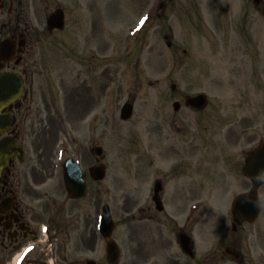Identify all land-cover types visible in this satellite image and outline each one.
Returning a JSON list of instances; mask_svg holds the SVG:
<instances>
[{
    "label": "rangeland",
    "instance_id": "obj_1",
    "mask_svg": "<svg viewBox=\"0 0 264 264\" xmlns=\"http://www.w3.org/2000/svg\"><path fill=\"white\" fill-rule=\"evenodd\" d=\"M160 1L126 0V4L119 5L118 0H111L106 6L103 0L96 8L95 26L83 23L76 38L81 57H94L96 78L91 79L90 89L82 91V103L89 106V113L74 137L85 148L94 141L99 144L104 156L101 162L106 166V177L96 186L98 192L91 185L80 203L85 204L89 195L96 193L106 200L104 189L109 188L112 237L120 249L118 264H173L170 260L176 256L183 264H201L207 255L209 264H238L223 254V241H216L219 234L234 233L230 204L236 195L250 188L241 168L250 150L264 141V9L254 12L246 8L245 16L243 0H170L159 9ZM65 61L68 65L63 81L59 69L51 76L56 85L63 83L59 89H64L72 117L73 105L80 97V88L74 87L78 66L72 60ZM172 83L175 90L170 89ZM200 93L207 100L203 109L184 104L187 96ZM107 100L110 115L107 123L100 125ZM125 101L133 102L127 121L119 117ZM173 101L180 102L178 111L173 110ZM54 124L52 134L44 138V148L48 152L53 148L50 156L55 167L46 185L58 204L63 198L57 166L62 134L56 136L59 124ZM187 136L191 145L184 142ZM171 146L175 152L184 146L183 151L191 149L195 183L199 174L208 173L207 187L202 192L207 194L206 200L193 203L194 212H203L193 216L192 262L176 245L174 230L162 228L161 232L156 225L152 234L145 233L138 222L128 220L125 211L128 201L136 214L145 202L141 188L152 182L158 166L167 167L176 161L166 154L165 148ZM80 165L84 170V164ZM259 199L257 220L243 222L235 233L247 235L244 250L254 261L264 252V186L259 188ZM183 206L177 199L164 210L179 212ZM185 208L179 216L183 217ZM50 215L58 219L52 210ZM103 247L98 235L93 251L82 246L53 256L58 263L92 258L106 264ZM19 251H14L7 263H12ZM27 262L29 258L24 257L18 264Z\"/></svg>",
    "mask_w": 264,
    "mask_h": 264
},
{
    "label": "flooded vegetation",
    "instance_id": "obj_2",
    "mask_svg": "<svg viewBox=\"0 0 264 264\" xmlns=\"http://www.w3.org/2000/svg\"><path fill=\"white\" fill-rule=\"evenodd\" d=\"M98 1L0 0V264H9L7 259L21 247L29 249V264H85L88 258L58 263L59 259L53 255L61 250H77L82 246L90 251L96 248L99 205L111 204L108 201L110 190L107 187L104 189L106 200L102 201L96 193L94 196L90 194L88 201L82 204L80 202L85 200L89 192L83 199L70 198L60 179L63 198L57 204L46 185L55 161L50 156L53 148L50 152L44 148V138L52 134L54 123H58L56 136L61 133L63 137L58 157L60 177L63 164L71 158L84 164L83 174L88 184L89 167L100 163L93 152L98 144L94 141L90 146L82 147L74 134L89 113V106L83 105L81 94L91 88V79L93 81L96 78V66L94 57H81L75 44L83 23L89 24L91 28L95 26L96 8L101 6L103 0ZM244 1L245 16L246 8L255 12L259 4L264 7L263 0L258 3H255L256 0ZM110 3L111 0H104L106 6ZM118 4L122 5L123 0H118ZM55 13L58 16L52 19ZM65 60H72L75 66L85 69L84 72L78 67L75 70L74 87L80 88L77 91L80 97L73 105L75 114L72 117L64 98V89H59L63 83L56 85L55 78L51 76L59 69L63 81L62 74L68 65ZM56 64L60 68L53 66ZM108 106L109 102L105 109L107 114H101L100 125L108 121ZM41 140L43 145H40ZM191 141L187 136L184 142L191 145ZM174 148L166 147L165 150L176 161L167 167L158 166L152 182L141 188L145 202L138 206L136 214H132L133 205L126 199L124 205L129 220L138 222L145 233L152 234V228L159 225L157 229L161 232L162 228H176L178 238L181 233H192L189 217L180 219L182 215L179 214L187 207L186 203L203 201L207 196L202 192L207 187L205 179L208 173L199 174L195 183L191 149L183 151L186 148L184 146L175 152ZM150 164H153L152 160ZM89 184H94L98 192V182L91 181ZM177 199L184 203L179 212L164 210L165 205ZM157 201L160 211L157 210ZM51 210L58 219H55L56 216L51 217ZM162 214L165 215L163 218ZM232 230L234 233H222L218 240L224 241L225 248L230 247L239 253L238 263L264 264V252L260 254L259 260L254 261L249 251L246 253L244 250L243 243H247V235H237L236 228L232 227ZM183 262L179 258L170 260L173 264ZM202 262L209 264L211 261L205 256Z\"/></svg>",
    "mask_w": 264,
    "mask_h": 264
},
{
    "label": "water",
    "instance_id": "obj_3",
    "mask_svg": "<svg viewBox=\"0 0 264 264\" xmlns=\"http://www.w3.org/2000/svg\"><path fill=\"white\" fill-rule=\"evenodd\" d=\"M169 45V42L167 43ZM174 88V86H172ZM205 102L203 95H197L186 100L187 104L195 107H201ZM179 107L178 102L173 103V108L177 110ZM131 114V105L126 104L122 109V117L126 118ZM100 153V149H97ZM252 156L242 168L244 176L249 178L255 186H259L264 182V144L256 148ZM93 179L101 180L104 176L103 166H97L90 169V174ZM65 185L71 197H82L85 192V183L83 177L77 168L74 166V172L65 176ZM259 202L257 198L256 189L237 196L232 204L231 211L238 214L241 219H246L249 222L253 221L258 213ZM112 230V221L107 208L105 207L102 220L100 223V234L106 240L107 261L112 264L117 263L118 249L115 242L110 237ZM88 264H94L92 261Z\"/></svg>",
    "mask_w": 264,
    "mask_h": 264
}]
</instances>
